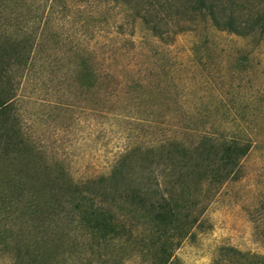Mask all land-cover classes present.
Instances as JSON below:
<instances>
[{
    "label": "rangeland",
    "instance_id": "374dc122",
    "mask_svg": "<svg viewBox=\"0 0 264 264\" xmlns=\"http://www.w3.org/2000/svg\"><path fill=\"white\" fill-rule=\"evenodd\" d=\"M162 27L153 35L109 0H0L12 84L0 113V264H235L227 248L264 257V45L199 16ZM204 139L251 148L228 164ZM59 165L129 238L82 229L79 210L60 204L72 191L58 190ZM113 167L173 194L165 233L101 191Z\"/></svg>",
    "mask_w": 264,
    "mask_h": 264
},
{
    "label": "trees",
    "instance_id": "16d2710c",
    "mask_svg": "<svg viewBox=\"0 0 264 264\" xmlns=\"http://www.w3.org/2000/svg\"><path fill=\"white\" fill-rule=\"evenodd\" d=\"M113 6L128 7L133 19H139L157 37H162L167 31L162 26L167 25L168 20L185 21L194 17H201L215 29L224 31L230 35L240 37H251L255 42L264 45V0H109ZM174 19H171V18ZM12 98V84L8 69L2 66L0 61V113L10 104ZM207 155L217 154L223 163L235 164L236 161L250 150L249 141L239 142L235 139H224L217 144L208 139L203 140ZM184 151V150H183ZM178 163V167L185 173L197 176L198 167L195 164ZM176 166V161L169 162ZM64 170L59 165L58 169V190L68 191L71 188V195L68 201L61 200L60 204L69 208L79 210L78 222L82 229L88 231L100 239H112L116 237L131 236V228L125 227L115 220L87 191L77 184L67 183L63 180ZM127 175L118 168L113 167L107 175L100 176L101 191L109 187L110 193L117 194V197L126 199L137 205L142 212L149 216V222H153L156 232H164L176 215L172 199L173 194L162 191L157 187H146L140 182L126 179ZM49 201V200H47ZM71 204V205H69ZM172 204V206H171ZM184 214V217H187ZM195 219L192 218V221ZM163 254L161 262H165L168 255H165V246H159ZM238 259L239 264L242 257H254L264 262V257L258 254L242 253L234 248H227Z\"/></svg>",
    "mask_w": 264,
    "mask_h": 264
}]
</instances>
